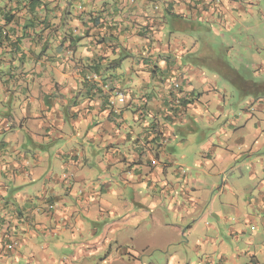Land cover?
Returning <instances> with one entry per match:
<instances>
[{
	"label": "crops",
	"instance_id": "crops-1",
	"mask_svg": "<svg viewBox=\"0 0 264 264\" xmlns=\"http://www.w3.org/2000/svg\"><path fill=\"white\" fill-rule=\"evenodd\" d=\"M262 2L0 0V264H143L169 245L173 264L181 244L194 253L179 264H243L239 236L217 228L226 213L199 233L215 210L195 195L202 181L180 185L188 159L176 153L205 118L202 96L222 100L218 77L246 96L264 84L222 57ZM218 135L221 147L209 142L199 155L223 150ZM85 219L96 225L87 241ZM68 237L72 255L62 257ZM245 262L264 264V246Z\"/></svg>",
	"mask_w": 264,
	"mask_h": 264
},
{
	"label": "rangeland",
	"instance_id": "rangeland-1",
	"mask_svg": "<svg viewBox=\"0 0 264 264\" xmlns=\"http://www.w3.org/2000/svg\"><path fill=\"white\" fill-rule=\"evenodd\" d=\"M252 9L245 15L252 16L253 20L247 22V27L240 29L242 34H235L240 45L222 57L225 62L231 63V66L238 67L245 78L261 82L264 81V65H262L264 64V2L260 8ZM248 36L255 37L256 44H253V40H246ZM257 64L259 67H256ZM204 70L209 78L214 75L213 71L207 68ZM218 79V90L222 100L213 93H208L210 97L207 99L206 96H202V102L199 105L203 109L205 118L204 120L199 118L195 124V130L184 136L182 144L177 147L178 159H188L187 162H183L185 165L183 175L186 179L180 185L185 188L187 186L185 181L190 183L191 179L195 181L199 179L203 182V188H200L202 192L197 191L195 195L202 199L203 209L214 207L215 215L204 216L201 221L199 220L201 224L199 233L207 235L209 231L206 223L216 224L220 212L226 213L228 220L226 225L217 226V228L225 235L224 238L229 240L231 236H239L240 243L236 246L235 256L241 255L242 263L246 264L245 259L250 256V253L264 246V84L256 87L249 86L244 90L248 93L246 96L231 83L219 77ZM255 89L263 93L260 94V99L250 102L249 95ZM209 99L210 102L206 103ZM206 120H210L209 123ZM196 131H198L197 134ZM218 133L224 140L223 150L219 151L215 158L208 151L205 157L199 155L202 145H208L209 142L221 147ZM223 133L226 134L223 135ZM241 138L245 139V144L244 141L242 143ZM219 154L226 155L225 162L219 161ZM232 154L239 155V159L234 162L231 158ZM250 155L252 157H249ZM199 156H202L200 160L203 162H198ZM226 182L232 189L229 190L226 187V193L219 192L218 187ZM232 202L239 208L241 215L237 216L233 208L227 207ZM84 222L86 225L83 235L87 241L91 239L90 230L96 225H92L89 219H85ZM229 228L234 229L233 235ZM251 235L256 236L255 240H249ZM75 236L77 237L75 240L68 237L65 242L63 241L64 243L59 241L60 249L57 248L59 250L57 254L62 257L71 256L72 251L66 247L70 240L75 241V244L82 241L79 237L80 233L75 232ZM181 246L179 252L189 257L191 261L194 250L189 249L190 246L187 244H181ZM163 248H151L150 258H145L143 264H167L169 262L167 259H170L175 250H178L176 246L171 245L165 250ZM181 255L173 264H179ZM97 263L95 258L87 260V264Z\"/></svg>",
	"mask_w": 264,
	"mask_h": 264
},
{
	"label": "built area",
	"instance_id": "built-area-1",
	"mask_svg": "<svg viewBox=\"0 0 264 264\" xmlns=\"http://www.w3.org/2000/svg\"><path fill=\"white\" fill-rule=\"evenodd\" d=\"M180 87H181L180 83L179 82H176L175 83V89L178 90V89H180ZM118 97H119V100L120 101H123L124 100V96L122 94H119ZM15 247H17V244L16 243H13V244H11V246H8L9 249H12V248H15Z\"/></svg>",
	"mask_w": 264,
	"mask_h": 264
}]
</instances>
